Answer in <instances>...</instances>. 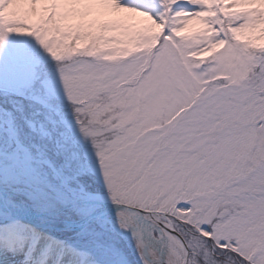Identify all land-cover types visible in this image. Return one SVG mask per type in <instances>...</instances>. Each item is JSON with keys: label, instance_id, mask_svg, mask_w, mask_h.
Here are the masks:
<instances>
[{"label": "snow or ice", "instance_id": "obj_1", "mask_svg": "<svg viewBox=\"0 0 264 264\" xmlns=\"http://www.w3.org/2000/svg\"><path fill=\"white\" fill-rule=\"evenodd\" d=\"M0 264H264V0H0Z\"/></svg>", "mask_w": 264, "mask_h": 264}]
</instances>
